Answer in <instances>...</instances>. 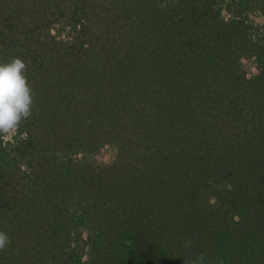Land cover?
<instances>
[{"label": "trees", "instance_id": "16d2710c", "mask_svg": "<svg viewBox=\"0 0 264 264\" xmlns=\"http://www.w3.org/2000/svg\"><path fill=\"white\" fill-rule=\"evenodd\" d=\"M12 57L0 264H264V0H0Z\"/></svg>", "mask_w": 264, "mask_h": 264}, {"label": "clouds", "instance_id": "9594fccd", "mask_svg": "<svg viewBox=\"0 0 264 264\" xmlns=\"http://www.w3.org/2000/svg\"><path fill=\"white\" fill-rule=\"evenodd\" d=\"M34 91L27 76V64L20 57L0 62V135H12L33 114ZM11 243L10 236L0 231V251ZM199 254L193 264H203Z\"/></svg>", "mask_w": 264, "mask_h": 264}, {"label": "rangeland", "instance_id": "374dc122", "mask_svg": "<svg viewBox=\"0 0 264 264\" xmlns=\"http://www.w3.org/2000/svg\"><path fill=\"white\" fill-rule=\"evenodd\" d=\"M10 135H5V139L9 137ZM116 155V150L112 148L111 146H104L100 152L96 156L97 161H102V162H109L115 158Z\"/></svg>", "mask_w": 264, "mask_h": 264}]
</instances>
